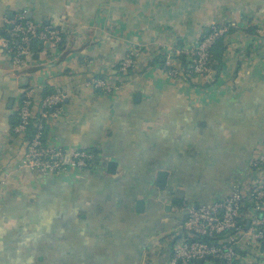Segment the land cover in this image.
I'll list each match as a JSON object with an SVG mask.
<instances>
[{"label":"crops","instance_id":"0c3cea01","mask_svg":"<svg viewBox=\"0 0 264 264\" xmlns=\"http://www.w3.org/2000/svg\"><path fill=\"white\" fill-rule=\"evenodd\" d=\"M23 11L65 38L33 46L16 68L0 35V264H162L188 203L220 201L258 179L264 0H0V29ZM214 24L234 29L214 84L153 65L160 49L187 50ZM129 54L123 78L118 64ZM170 65L180 68L179 58ZM93 78L119 87L101 94L88 86ZM57 92L64 100L44 120L47 142L97 158L60 178L23 168L25 141L12 132L24 94L38 118L42 99Z\"/></svg>","mask_w":264,"mask_h":264},{"label":"built area","instance_id":"2783aa9c","mask_svg":"<svg viewBox=\"0 0 264 264\" xmlns=\"http://www.w3.org/2000/svg\"><path fill=\"white\" fill-rule=\"evenodd\" d=\"M12 25L10 37L3 39L2 51L10 57L14 67H20L24 60L31 58L33 40H40L57 44L60 31L27 18L23 11L11 20L3 17L2 25ZM211 32L200 38L191 48L177 50L160 49L165 56L164 71L169 77L184 81L205 78L212 80L213 72L208 69L209 50L217 39L222 37L227 28L225 25L214 24ZM19 44L13 46L14 39ZM184 54L188 60V69L174 68L170 65L174 58ZM134 66L132 55L124 57L118 66L121 76L127 77ZM193 76V77H192ZM122 81V79H121ZM120 81V82H121ZM207 82V83H208ZM88 86L98 90L101 94H110L119 87L104 79L93 78ZM64 95L57 92L43 98L40 104L41 114L36 118L31 112L32 100L25 94L20 105L16 108L17 125L14 128L16 136L23 137L26 145L25 155L21 166L43 176L60 178L70 172L92 169L96 161L95 155L87 149H65L60 145H51L43 140L45 122L48 115L56 116L59 111L54 109L61 105ZM51 110V112H48ZM33 125L36 132L31 140H25L27 128ZM263 155L261 163L253 162V172L259 171L264 165V142L260 145ZM170 254L162 264H196L198 262H212L214 264H257L264 257V174L258 177L250 186L235 185L231 193L222 200L211 204H191L186 209V220L182 227L181 236L176 239Z\"/></svg>","mask_w":264,"mask_h":264},{"label":"trees","instance_id":"16d2710c","mask_svg":"<svg viewBox=\"0 0 264 264\" xmlns=\"http://www.w3.org/2000/svg\"><path fill=\"white\" fill-rule=\"evenodd\" d=\"M48 26V25H47ZM46 25H43L42 24V28H44V27H47ZM225 27L227 28V31H226V33L222 36V37H220L219 39H217L216 41H215V43L212 45V47L210 48V50H209V53H210V56H209V60H208V64H207V66H208V69L210 70V71H212L213 72V76H212V80H210L209 82H208V84H214L217 80H218V77H219V75H220V70H221V67H222V55H223V53H224V51L226 50V46H225V44H224V39L227 37V36H229V35H231L232 34V32L234 31V29H233V27H231V26H228V25H225ZM10 28H9V26L8 25H6L5 27H3V29H0V35H3V36H5V37H10ZM211 32V29H210V27L207 29V30H205L204 32H203V35H202V37H201V39L202 38H204L206 35H208V33H210ZM244 32L246 33V34H252V35H255L256 34V29H255V27H248L247 29H245L244 30ZM64 35H62L61 33H60V40H59V42L57 43L58 45H62L63 43H64ZM14 39V42H13V46L14 47H16L17 46V44H19V41H18V39L17 38H13ZM41 45V41L40 40H33V42H32V44H31V50L33 51V49H34V55L37 53V46H40ZM33 46H36V48H34ZM178 58H179V60H180V63H181V68H183V70L185 71V72H192L191 71V69H188L187 67H188V60H187V58H186V56L184 55V54H180V55H178ZM165 56L164 55H161V54H159L156 58H155V60L153 61V65H158L159 66V68L161 69V70H165V69H170L171 67L169 66V67H165ZM118 66H119V64H118ZM119 74H120V72H119ZM121 75V74H120ZM193 77V76H192ZM24 96H25V94L22 96V98L19 100V105H20V103H21V101H22V99L24 98ZM49 96V95H48ZM47 97V96H46ZM45 97V98H46ZM63 103H61V105H62ZM18 105V106H19ZM61 105L60 106H58V107H56L55 109H54V111H59L60 110V108H61ZM48 112H51V110H48ZM14 121H13V123H12V132L15 134V132H14V128H15V126L17 125V113H15L14 114ZM39 118V117H38ZM40 122H45L44 121V119H42V118H40ZM35 132H36V128H34L33 127V125H30L28 128H27V130H26V133H25V135H24V139L25 140H31L32 138H33V136H34V134H35ZM46 132H47V126H45V128H44V132H43V140H46ZM16 135V134H15ZM262 142H264V139H263V141ZM261 142V143H262ZM260 143V144H261ZM88 150V149H87ZM91 153H93L94 155H95V153L92 151V150H89ZM94 160L96 161L97 160V158H94ZM264 174V165L263 166H261L260 167V169H259V171H257V175H258V177H260L261 175H263ZM211 204V203H214V202H200V201H195L194 202V204ZM190 204H193L192 202L191 203H188V205H190Z\"/></svg>","mask_w":264,"mask_h":264},{"label":"water","instance_id":"95a60500","mask_svg":"<svg viewBox=\"0 0 264 264\" xmlns=\"http://www.w3.org/2000/svg\"><path fill=\"white\" fill-rule=\"evenodd\" d=\"M13 16H14L13 13H8V14H7V18H8L9 20H11V19L13 18ZM27 18H28V19L31 18V13H28V14H27ZM9 28H12V25H10ZM137 98H138V95H137ZM114 166H115V163H114V162H109L108 165H107L108 168H111V167H114ZM165 176H166V173H165V172H160V173H158V180H162ZM157 185H158V186H161V185L158 184V183H157ZM193 205H195V207H197L199 204L197 203V204H193ZM143 207H144V202H143V200H139V201L136 202V210H137V212H140V211L142 210ZM200 263H202V262H200Z\"/></svg>","mask_w":264,"mask_h":264}]
</instances>
